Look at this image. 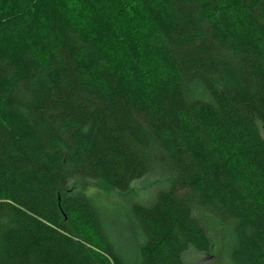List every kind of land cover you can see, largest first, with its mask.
<instances>
[{"label":"trees","instance_id":"obj_1","mask_svg":"<svg viewBox=\"0 0 264 264\" xmlns=\"http://www.w3.org/2000/svg\"><path fill=\"white\" fill-rule=\"evenodd\" d=\"M63 1L0 0V264H264V0Z\"/></svg>","mask_w":264,"mask_h":264},{"label":"rangeland","instance_id":"obj_2","mask_svg":"<svg viewBox=\"0 0 264 264\" xmlns=\"http://www.w3.org/2000/svg\"><path fill=\"white\" fill-rule=\"evenodd\" d=\"M63 2L68 5L67 10L71 14L73 20L77 23H84L89 18V13L84 8L72 4L74 3L72 0H64ZM122 6L124 9L122 15L128 21L129 27H138L140 24L139 16L132 6H130L127 1L123 2ZM162 185H164L162 181L149 176L133 183L130 192L126 195H118L114 192L102 191L94 184H89L86 192L94 198L97 206H99L105 213H108L111 209L121 208V206L128 201L143 204L146 203L151 199L154 192H156V190ZM185 262L186 264H229L225 256L223 258L216 253L208 256L199 255L193 251H189L185 255Z\"/></svg>","mask_w":264,"mask_h":264}]
</instances>
